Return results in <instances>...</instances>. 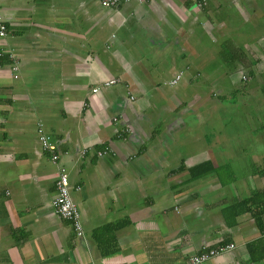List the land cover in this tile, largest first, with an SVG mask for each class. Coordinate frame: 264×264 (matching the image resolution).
<instances>
[{
  "label": "crops",
  "instance_id": "1",
  "mask_svg": "<svg viewBox=\"0 0 264 264\" xmlns=\"http://www.w3.org/2000/svg\"><path fill=\"white\" fill-rule=\"evenodd\" d=\"M0 13V264H192L230 243L203 264H264V0H0ZM41 126L81 236L52 208Z\"/></svg>",
  "mask_w": 264,
  "mask_h": 264
},
{
  "label": "built area",
  "instance_id": "2",
  "mask_svg": "<svg viewBox=\"0 0 264 264\" xmlns=\"http://www.w3.org/2000/svg\"><path fill=\"white\" fill-rule=\"evenodd\" d=\"M132 0H99L102 7L107 9L118 8L125 3H129ZM8 36V27L5 24L3 17L0 13V38H6ZM19 67L14 64L12 67L13 72H17ZM182 76H177L171 83L177 84L181 80ZM17 78V75L15 76ZM117 83V79H112L110 81H106L104 83L105 87H109L113 84ZM100 87H96L93 91L98 92ZM87 107H89L87 105ZM39 140L42 145V148L46 153H49L51 161L59 166L58 177H57V195L52 201V208L54 212L60 216L61 218L69 221L75 232L81 236L83 234V225L81 221V214L79 207L75 200L72 197L71 193V183H70V175L67 168L60 165L62 153L59 148V143L57 139H55L51 134L47 133L46 130L41 126L39 129ZM87 150L83 151V155H85ZM107 151H99V156H104ZM235 249V244L230 243L226 245H219L215 248H203L197 254H194L188 258V261L192 264H203L212 258L226 254Z\"/></svg>",
  "mask_w": 264,
  "mask_h": 264
},
{
  "label": "rangeland",
  "instance_id": "3",
  "mask_svg": "<svg viewBox=\"0 0 264 264\" xmlns=\"http://www.w3.org/2000/svg\"><path fill=\"white\" fill-rule=\"evenodd\" d=\"M198 30L200 31L199 28H198ZM202 32H204V31L202 30L200 32L199 36H201L203 34ZM209 37L210 36H207V35L204 34L203 37H202V39L199 40L200 43H201L200 45L205 46V47H210L212 44H211V39ZM212 50L215 52V51H218L219 49L216 48V49H212ZM218 53H220V50L218 51ZM205 83L206 82L204 80H201L199 82V84H205ZM206 86L207 85H201L202 91H204L206 89L208 90V87H206ZM228 98L231 99V101H230L231 105H234L235 104L236 106H240V107L244 108V112H246V110H247V113H250V112H252L256 108V104L255 103L251 104L248 108H246L243 103L239 104V95H236V93H235V95H233L232 98L231 97H228ZM236 115H238V114L236 113ZM253 116H255V115H253ZM230 117H235V113H231L230 114ZM225 179L226 180H229L230 177H228V176H226V178L223 177V180H225ZM229 187L232 188V185H229Z\"/></svg>",
  "mask_w": 264,
  "mask_h": 264
},
{
  "label": "trees",
  "instance_id": "4",
  "mask_svg": "<svg viewBox=\"0 0 264 264\" xmlns=\"http://www.w3.org/2000/svg\"><path fill=\"white\" fill-rule=\"evenodd\" d=\"M6 63L4 59L0 58V65ZM213 170V166L209 162L201 163L190 170L192 178L198 179L205 176Z\"/></svg>",
  "mask_w": 264,
  "mask_h": 264
}]
</instances>
